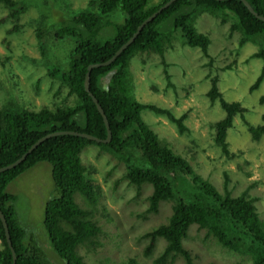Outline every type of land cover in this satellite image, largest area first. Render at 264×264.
<instances>
[{"label":"trees","instance_id":"obj_1","mask_svg":"<svg viewBox=\"0 0 264 264\" xmlns=\"http://www.w3.org/2000/svg\"><path fill=\"white\" fill-rule=\"evenodd\" d=\"M167 1L151 4L150 0H89L84 8L58 27L51 24L44 28L39 24L36 32L41 40L48 35L55 41L75 39L69 50L67 67H61L65 62L49 71L51 76L58 77L68 87L69 95H73L75 101L72 105L29 110L12 99L16 111L0 109V167L13 163L37 140L51 132L79 131L106 139L108 132L103 116L85 88L88 66L110 59L138 26ZM247 1L259 15L264 16V0ZM0 2L16 21L26 9L19 0ZM118 7L126 14V19L123 23L114 24L112 16L118 14ZM203 13L220 19L222 23L232 19L230 32L240 33L239 45L248 42L259 44V49L251 57L261 58L264 62V21L256 17L242 0H177L160 12L114 62L91 71L90 91L108 118L111 140L96 142L72 134L55 135L40 143L21 164L0 173V209L8 222L16 264H51L35 240H26V230L15 207L16 196L7 190L14 179L40 162L51 165L56 188V194L45 204L43 220L54 250L66 264H85L78 248L98 244L101 226L92 218L91 210L82 209L74 201V193L80 192L89 206L98 203L99 190L88 177L80 156L88 145H96L125 162L124 178L135 187L137 195L144 184L152 186V193L147 197L148 207L142 217L158 212L161 202H173L167 222L143 235L148 239L146 254L152 252L159 237L166 241L155 264H176L178 257L183 259L182 264H194L192 253L183 243L193 224L205 229L207 235L214 237L225 249L249 255L252 264H264V219L259 215L255 199L247 192L234 196L227 188L222 193L207 177L200 175L184 156L159 137L144 120L142 111L149 109L166 116L180 132L187 129L184 123L187 115L176 116L169 108L141 102L134 92L131 61L136 55L150 52L160 55L168 86H173V83L165 53L175 39L210 56L211 39L199 32L195 25ZM14 28L17 29L16 26ZM263 79L264 64L249 90H256ZM207 96L212 103L219 100L225 112L213 124L214 139L229 156L228 130L237 115L244 117L247 108L240 101L224 98L217 75L211 77ZM249 130L253 140L261 139L264 114L262 123L250 125ZM0 240V264H13V254L1 218Z\"/></svg>","mask_w":264,"mask_h":264},{"label":"rangeland","instance_id":"obj_2","mask_svg":"<svg viewBox=\"0 0 264 264\" xmlns=\"http://www.w3.org/2000/svg\"><path fill=\"white\" fill-rule=\"evenodd\" d=\"M19 1L26 9L18 21L9 16V10L0 2V109L16 111L13 100L29 110L74 104L68 87L49 71L65 62L61 67H67L75 39L55 41L48 35L41 40L36 29L39 24L44 28L51 24L60 26L89 0ZM157 2L150 0L151 4ZM116 10L118 14L111 15L114 24L123 23L126 14L120 7ZM232 22L230 19L222 23L208 13L197 18L198 31L211 39L209 57L199 48L174 40L165 53L173 86L167 84L160 55L152 52L136 55L131 61L134 92L141 102L169 108L176 116L186 114L187 129L180 132L166 116L149 109L142 111L144 120L159 137L184 156L200 175L222 193L226 188L234 196L247 192L255 199L259 215L264 219V135L255 141L249 130L250 125L262 123L264 114V79L256 90H249L264 62L251 57L259 44L239 45L240 33L230 32ZM215 75L224 98L240 101L247 108L244 117L237 115L228 130L229 156L214 139L213 124L225 115L219 100L212 103L207 96L211 77ZM80 156L99 196L94 206H89L80 192L74 193V201L82 209L91 210L92 218L102 228L97 245L78 248L85 264L130 260H134L131 264H155L166 241L159 237L152 252L146 254L148 239L143 235L167 222L173 202H161L158 212L142 217L148 207L147 197L152 193L150 184H144L137 195L135 187L124 178L125 162L96 145L85 147ZM7 190L16 196L15 207L26 230V240H35L51 264H66L54 250L43 224L45 204L56 194L51 165L36 164L14 179ZM183 243L192 253L194 264H252L249 255L225 249L197 224L190 226ZM175 263L182 264L183 259L178 257Z\"/></svg>","mask_w":264,"mask_h":264},{"label":"water","instance_id":"obj_3","mask_svg":"<svg viewBox=\"0 0 264 264\" xmlns=\"http://www.w3.org/2000/svg\"><path fill=\"white\" fill-rule=\"evenodd\" d=\"M177 0H168L166 3H164L163 5H161L155 12H153L147 19H145L137 28V30L134 32V34L130 37V39H128L127 42H125L116 52L115 54L108 59L107 61H103V62H98V63H93L90 64L88 66V71L86 73L85 76V88L86 90L90 93V95L93 98V101L96 103L97 108L99 110V112L102 114L103 119L105 121L106 127H107V132H108V136L106 139H102L99 137H96L92 134L89 133H85V132H79V131H56V132H51L43 137H41L39 140H37L24 154H22L17 160H15L13 163L0 167V173L10 170L12 168H15L16 166H18L19 164H21L25 158L30 154V152H32V150H34L40 143H42L44 140H46L49 137L55 136V135H59V134H72V135H77V136H81L84 138H87L89 140H93L96 142H108L111 140L112 138V131L110 129V124L108 122V118L104 112V109L102 108L101 104L99 103L98 99L94 96V94L90 91V77H91V71L93 68L95 67H99V66H106L111 64L112 62H114L116 60V58L123 52L125 51L136 39V37L140 34V32L142 31V29L150 22L152 21L160 12H162L164 9H166L167 7H169L173 2H175ZM244 2V4L248 7V9L259 19L264 21V16L259 15L254 8L252 7V5L247 1V0H242ZM0 218L3 222L4 228H5V233H6V239L8 242V246L10 247L12 254H13V264H16V252L15 249L13 247L12 244V240H11V236H10V231H9V226H8V222L7 219L5 217V214L3 213V211L0 209Z\"/></svg>","mask_w":264,"mask_h":264}]
</instances>
